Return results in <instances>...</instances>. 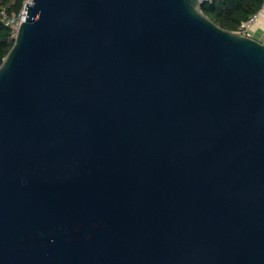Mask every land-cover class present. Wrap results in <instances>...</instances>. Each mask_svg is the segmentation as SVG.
<instances>
[{
    "label": "water",
    "instance_id": "1",
    "mask_svg": "<svg viewBox=\"0 0 264 264\" xmlns=\"http://www.w3.org/2000/svg\"><path fill=\"white\" fill-rule=\"evenodd\" d=\"M203 0H33L0 66V264H264V44Z\"/></svg>",
    "mask_w": 264,
    "mask_h": 264
},
{
    "label": "trees",
    "instance_id": "2",
    "mask_svg": "<svg viewBox=\"0 0 264 264\" xmlns=\"http://www.w3.org/2000/svg\"><path fill=\"white\" fill-rule=\"evenodd\" d=\"M24 0H0V9L18 14ZM264 0H210L201 5L202 12L219 28L237 32L253 14L259 13ZM14 33L0 21V66L14 44Z\"/></svg>",
    "mask_w": 264,
    "mask_h": 264
},
{
    "label": "built area",
    "instance_id": "3",
    "mask_svg": "<svg viewBox=\"0 0 264 264\" xmlns=\"http://www.w3.org/2000/svg\"><path fill=\"white\" fill-rule=\"evenodd\" d=\"M207 1L210 0H203V2ZM32 4L33 0H24L22 9L18 14H9L6 9H0V21L6 27H10L12 29L14 37L17 34L20 23H24L27 20V7L31 6ZM262 10L259 13L253 14L246 22L241 25L240 30L237 32L243 34L244 36L253 38L252 27L259 22ZM262 43L264 44V41Z\"/></svg>",
    "mask_w": 264,
    "mask_h": 264
},
{
    "label": "crops",
    "instance_id": "4",
    "mask_svg": "<svg viewBox=\"0 0 264 264\" xmlns=\"http://www.w3.org/2000/svg\"><path fill=\"white\" fill-rule=\"evenodd\" d=\"M253 39L263 42L264 41V8L260 15V20L252 27Z\"/></svg>",
    "mask_w": 264,
    "mask_h": 264
}]
</instances>
